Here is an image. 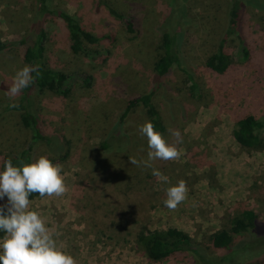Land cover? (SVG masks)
I'll return each mask as SVG.
<instances>
[{
    "label": "rangeland",
    "instance_id": "obj_1",
    "mask_svg": "<svg viewBox=\"0 0 264 264\" xmlns=\"http://www.w3.org/2000/svg\"><path fill=\"white\" fill-rule=\"evenodd\" d=\"M43 1L52 10L46 23V64L70 76V90L67 96L22 91L34 93L32 109L64 145V158L52 162L62 166L66 190L60 196L29 199L30 210L39 214L76 264H198L199 256L190 251L162 261L147 257L138 240L140 231L169 227L189 233L198 242V254L220 259L231 254L212 248L215 232L229 228L244 209L254 210L264 222V149L243 147L232 135L234 123L245 114L264 118V0H243L234 32L229 15L234 0ZM41 2L0 0L1 41L30 33ZM110 8L124 18L111 14ZM59 11L108 38L86 42L88 55L72 52ZM129 21L133 32L127 28ZM164 32L177 37L180 64L157 77L154 64L162 53ZM239 37L250 52L246 60ZM222 40L231 64L219 73L207 60ZM24 65L30 64L15 46L1 50L0 100H20L22 92L9 98L6 91ZM152 89L166 126L163 136L179 152L174 161L151 162L168 183L139 164L148 151L146 138L138 132V125L149 120L143 107L136 106L124 119L123 128L131 133L127 153L107 154L100 148L127 102ZM173 131H179L180 142ZM27 136L19 114L10 111L0 123V167L6 157L17 154ZM50 153L39 142L34 159L50 158ZM178 180L186 184L185 198L168 209L163 205L165 190ZM253 238L254 247L238 252L232 264H264V235H235L234 243Z\"/></svg>",
    "mask_w": 264,
    "mask_h": 264
},
{
    "label": "trees",
    "instance_id": "obj_2",
    "mask_svg": "<svg viewBox=\"0 0 264 264\" xmlns=\"http://www.w3.org/2000/svg\"><path fill=\"white\" fill-rule=\"evenodd\" d=\"M241 6H243V0H234L229 12L230 18L234 20V23H231L233 26L230 28V32L236 31V28L239 27L237 25ZM110 12L118 18H124L114 8H110ZM51 13L52 10L42 0L38 17H35L36 19L31 23L30 33L8 42H2L0 39V52L8 45L15 46L20 50L27 63L38 66L40 75L27 88H33L40 92L49 90L59 95L67 96L70 90L68 87L70 76L63 71L56 70L47 65L45 59L48 40L46 23ZM58 16L66 23L70 49L76 54L84 53L88 55L90 52L86 46V42L95 44L102 39L108 38L103 35H94L80 24L73 14L67 11H59ZM127 28L130 32H133L130 21L127 23ZM177 46L178 39L176 36H172L167 32L162 34V53L154 64L155 76H165L170 72L173 64H180ZM239 46L242 59H248L250 52L247 44L241 37H239ZM230 64L231 56L225 42L222 40L217 44L215 51L209 56L207 66L216 72L222 73L228 69ZM193 85L195 86V84ZM21 92L22 96L16 102L0 100V102H3L0 103V123L10 111H14L19 114L20 124L28 133L26 141L21 144L17 154L12 157H6L4 161L8 158H12L14 163L17 160L25 162L34 160L35 147L39 142H44L47 151L51 152L50 154L52 155H50L49 159L52 161L56 158L63 159L66 154L62 152L64 145L60 142L59 136L55 132H52V130L48 131L44 127L39 115L32 109L34 93L29 94L28 91ZM155 92V89H152L133 97L127 102L113 132L101 141L100 148L102 151L107 154L121 155L128 152V148L131 146V139L129 138L131 133L123 128V123L124 119L136 106H141L145 109L149 121L152 122L155 130L162 134L166 133V126L162 122L160 114L152 101ZM13 104L16 106L13 107ZM232 135L235 141L243 147L256 150L264 149V118L258 117L253 113L245 114L234 123ZM36 197H40V195L32 193L29 199ZM248 233H255L256 236L264 235V222L259 220L258 214L252 209H244L240 214L231 219L229 228L220 229L211 236V246L213 249H224L231 252V254L221 259L211 255L198 254V242L189 233L175 227L163 230H142L138 234V240L147 257L152 261L166 260L179 252L190 251L199 256L198 264H232L238 252L251 249L256 244L252 242L254 238L250 242L234 243L235 235L242 236ZM2 235L3 233H0V236Z\"/></svg>",
    "mask_w": 264,
    "mask_h": 264
},
{
    "label": "clouds",
    "instance_id": "obj_3",
    "mask_svg": "<svg viewBox=\"0 0 264 264\" xmlns=\"http://www.w3.org/2000/svg\"><path fill=\"white\" fill-rule=\"evenodd\" d=\"M39 68L24 65L12 77L6 94L15 98L18 93L35 82L39 77ZM13 107L16 105L13 104ZM138 132L147 141V159L139 162L151 169V175L168 183L167 177L152 167L153 160L174 161L179 152L174 144L168 143L163 134L155 130L149 120L138 125ZM172 135L180 142L179 131ZM137 164L135 159H129ZM62 166L53 163L46 155L25 162L12 158L4 161L0 167V264H76L73 256L62 250L54 239V234L45 225L36 211L30 210L29 196H60L65 192ZM186 184L178 180L165 190L164 207L174 209L186 195Z\"/></svg>",
    "mask_w": 264,
    "mask_h": 264
}]
</instances>
